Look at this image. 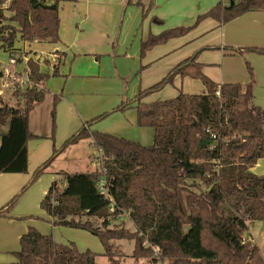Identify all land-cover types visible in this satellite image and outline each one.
Instances as JSON below:
<instances>
[{"label": "trees", "instance_id": "1", "mask_svg": "<svg viewBox=\"0 0 264 264\" xmlns=\"http://www.w3.org/2000/svg\"><path fill=\"white\" fill-rule=\"evenodd\" d=\"M52 1L48 5L45 0H0V47L10 49L18 39L27 43L59 42V4L75 0ZM249 12H264V0L221 1L200 15L193 26L151 35L142 44L141 55L187 35L203 20L227 24ZM229 50L264 56L262 48ZM198 57L199 52L136 96L137 125L153 129L152 145L91 131L111 112L96 117L59 150H53L31 181L0 211V217L9 214L62 152L89 140L102 153V169L59 173L65 178V186L54 182L41 202L55 227L82 229L98 237L111 262L114 243L130 240L135 242L132 258L149 264H264L260 249L252 242H243L249 225L264 221V176L251 172L264 159V109L254 102L253 68L246 64L250 76L246 85H216L200 75L206 93L180 92L172 99L144 102L173 85L176 76H185L184 67ZM28 66L33 80L48 79L32 59ZM45 96L43 86L39 91L14 93L16 106L0 97V174L28 172V143L34 138L29 117ZM57 103L55 97L51 112L54 130ZM126 107L123 103L113 112ZM6 126L8 130L3 133ZM102 181L106 193L100 190ZM122 216L132 222L134 233L122 225L112 226ZM92 218L100 220L101 225L95 226ZM145 240L158 247L157 257L151 248L143 246ZM15 256L17 262L13 264H96L97 258L91 250L79 251L74 243L57 244L52 235H44L34 227L21 237L20 251Z\"/></svg>", "mask_w": 264, "mask_h": 264}, {"label": "crops", "instance_id": "2", "mask_svg": "<svg viewBox=\"0 0 264 264\" xmlns=\"http://www.w3.org/2000/svg\"><path fill=\"white\" fill-rule=\"evenodd\" d=\"M45 1L48 5L53 4L52 0ZM221 1L225 0L61 2L59 42L27 43L18 39L10 49L0 47V50L20 58V68L28 65L30 59L36 62L40 73L48 76L43 83L46 94L50 90L53 91L50 94L51 103L45 112L39 114L40 104L30 113L29 130L34 138L28 143V172L0 174V211L21 192L31 181L35 170L53 154L55 146L50 138L54 137L55 130L51 108L55 97L58 98L57 141L61 136V141L64 142L86 122L111 112L95 123L91 131L108 133L149 146L153 144L154 139L151 141L150 135L154 136V131L151 128L138 127L136 96L140 91L160 82L174 67L199 52L197 61L184 67L186 75L176 76L173 87L167 86L144 102L172 99L180 92L195 94L192 92H201L204 89L196 94L206 93L207 89L200 75H204L216 85H246L250 81L246 65L249 63L255 71L257 81L254 102L264 109V56L247 52L233 53L229 50L264 49V12H249L227 24L213 19L203 20L187 35L171 39L141 55L142 44L151 35H159L176 27L193 26L200 15ZM154 18L162 23L154 21ZM52 56H58L57 65L51 61ZM55 71L58 77L53 76ZM54 86L57 89H53ZM123 103L127 104L123 111L113 112ZM85 141L87 142L82 143L92 146L89 140ZM80 144L79 142L70 148L74 149ZM87 159L83 163L84 171L75 173L96 170L93 157L89 156ZM60 172L66 171L55 170L52 164L45 174L24 192L9 214L0 217V244H4L0 250L13 255L20 251L18 241L30 227L35 226L32 222H19L27 214L22 211L23 208L29 206L30 210H34L38 205L40 209L37 208L35 213L41 212V202L51 185L57 182L60 187L65 186V178ZM251 172L264 176V159H260L251 168ZM249 235L248 238L262 253L261 246L250 232V225ZM16 262V257H11L5 264Z\"/></svg>", "mask_w": 264, "mask_h": 264}, {"label": "rangeland", "instance_id": "3", "mask_svg": "<svg viewBox=\"0 0 264 264\" xmlns=\"http://www.w3.org/2000/svg\"><path fill=\"white\" fill-rule=\"evenodd\" d=\"M9 56H10V54H8L7 52L0 50V60L2 62H6L9 58ZM253 71H254V69H253ZM254 73H255V71H254ZM255 76H256V74H255ZM56 77H58V76H56ZM55 79H57V78H55ZM137 79H138V77H137ZM51 86H53V82H51ZM56 86H57V84H56ZM56 86H54L53 89H57ZM170 87H173V85H171ZM116 89L118 90V88H116ZM138 90H140L139 87H138ZM195 91H198V90H195ZM202 91H204V89ZM131 92H133V91H131ZM201 92H192V93L196 94V93H201ZM52 93H53V91H51V90L47 92L44 102L39 106V110H40L39 114H41V112H43L45 109H47L49 107L51 100H52V97L50 96V94H52ZM149 97H151V96H149ZM149 97H147L146 99H148ZM2 100H3V102H5L11 106H16L18 103V101L15 98H12V95L9 93H5L4 98L2 97ZM149 102H153V101H149ZM57 106H58V103L56 104V107H55V126H56V129H55L54 137L50 138V140H51L52 144L55 146L54 149L59 150L62 147L63 143L67 139H69L72 135H74L76 132H78L81 129V127L76 132H73L72 134H70V136L67 139L63 138V139H66L65 141L63 140L64 142L61 141V136H59V139L57 141V134H56V131H57ZM52 110H53V107L51 108V112H52ZM38 123H40V121ZM7 130H8V126L4 127L2 129V132L5 133V132H7ZM150 139H151V141H153V139H154L153 134L150 135ZM82 142H87V141H85V140L80 141V143H81L80 145H78L77 147H74V149L68 148L66 151L62 152L57 157V159L53 162V167H55V170H59V171L63 170V171H66V173L71 174V173H75L77 171L78 172L84 171L83 170L84 169L83 163L85 160L86 161L88 160L87 157H89V156L93 157V161H94V158L98 156V150L96 149V147H92V146L90 147L87 143H82ZM87 154H88V156H87ZM95 168H96V170H98V167H95ZM37 208H39L38 205L35 207L34 210H30L29 206H26L25 208H23L22 211L24 213H27V214H25L23 216L24 218L20 219L19 222L23 223V224H29L30 222H32L33 225H35L34 227H36L41 233L46 234V235H52L53 239L55 241H57V243H59V244L69 245L71 243H74L79 251L91 250L92 252L97 254L96 264H149V262L147 260L138 261V260L132 258L135 242L130 241V240H121V241H117L114 243V249H113V254H112L113 260L111 262L110 259H108L104 255L105 250H104V247H103V245H102V243L98 237H95L92 234H90L89 232L82 230V229H74V228L65 227V226H56L55 227L52 224L51 218L48 216V213L45 210H43L42 207H41V209H42L41 212L35 213V211H38ZM82 220L85 221L86 219L83 218ZM90 221H92V223L95 226L101 225V221L96 219V218H92V219H90ZM253 224H255V225H253ZM253 224L250 225V232L253 234L255 241L261 246L262 255L264 257V242H263L264 241V221H257L256 223H253ZM121 225L124 226L130 232H133V233L135 232V227L132 224V222L128 219V217L122 216L121 218H119L117 221H115L112 224V226H121ZM250 235H249V230L247 232H245V234H244L245 237H250ZM145 241H147V240H145ZM3 245L4 244H0V247ZM18 245L20 248V241H18ZM11 257H16V256L13 254H10V253H6L5 250H0V264H5L6 261H8L9 258H11ZM160 264H166V263H160Z\"/></svg>", "mask_w": 264, "mask_h": 264}, {"label": "built area", "instance_id": "4", "mask_svg": "<svg viewBox=\"0 0 264 264\" xmlns=\"http://www.w3.org/2000/svg\"><path fill=\"white\" fill-rule=\"evenodd\" d=\"M16 55H10L6 62L0 60V72L2 73L0 79V97L4 98L5 93H9L13 96L16 92H24L27 90H41L44 86V82L35 81L31 77V71L27 64L20 68L21 64L18 61ZM51 61L57 65L59 58L58 56H52ZM220 96V93H217ZM93 164L98 167V170L102 169V153L98 150V156L94 158ZM100 190L106 193L104 187V181L100 183ZM113 211V208L111 209ZM243 242H252L248 237H243ZM143 246L145 248L149 247L152 249L155 257L158 256L159 249L156 246L151 245L149 242L145 241Z\"/></svg>", "mask_w": 264, "mask_h": 264}, {"label": "water", "instance_id": "5", "mask_svg": "<svg viewBox=\"0 0 264 264\" xmlns=\"http://www.w3.org/2000/svg\"><path fill=\"white\" fill-rule=\"evenodd\" d=\"M232 4H233V2H232Z\"/></svg>", "mask_w": 264, "mask_h": 264}]
</instances>
